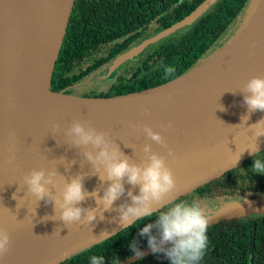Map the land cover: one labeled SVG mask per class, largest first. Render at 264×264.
Masks as SVG:
<instances>
[{"label":"water","instance_id":"water-1","mask_svg":"<svg viewBox=\"0 0 264 264\" xmlns=\"http://www.w3.org/2000/svg\"><path fill=\"white\" fill-rule=\"evenodd\" d=\"M75 1L0 0V228L10 231L64 223L60 220L59 205L55 211L53 202L38 201L27 192L24 176L33 168H57L65 178L82 173L85 189L91 192L99 188L103 195L107 182L102 184L98 174L92 175L95 169L83 157V149L72 146L67 135V129L76 119L107 132L135 162L145 159L142 151L145 143L166 157L176 186L166 194L159 209L196 192L264 152V136H261L256 140L259 151L252 154L255 138L248 128L264 118V112L255 111L241 123V117L248 115V111L243 102L244 94L240 92L249 78L264 76V37L247 42L240 52L234 53L236 46L246 40L242 33L256 0L252 2L243 28L229 42L230 45L237 42L232 50H224V46L168 82L118 95L79 93L73 87L61 91L51 88L52 74ZM218 1L204 0L172 26L134 45L110 63V73L137 59L148 46L193 25ZM49 50L53 51L49 91L43 93L38 91V77ZM218 51H222L221 54L214 55ZM57 124L59 127H54ZM131 124H146L160 132L167 147L154 143ZM61 156L66 160L59 158ZM72 160L76 163L66 170ZM59 173L57 196L64 185V177ZM130 188L134 194H139L138 186L133 188L125 182L126 192L114 203V209L124 202L131 203L127 196ZM81 206L98 207L94 198L86 199ZM263 209L264 197L234 201L209 215L208 225ZM101 211L98 207L96 220L84 224L103 226L105 232L86 238L45 264H59L129 225L120 223L115 210L103 212V219H100ZM64 236L51 238L46 244L41 236L36 243L18 247L24 248L20 252L10 248L7 255L16 253L17 257L6 258L0 264H32L52 254Z\"/></svg>","mask_w":264,"mask_h":264},{"label":"trees","instance_id":"trees-1","mask_svg":"<svg viewBox=\"0 0 264 264\" xmlns=\"http://www.w3.org/2000/svg\"><path fill=\"white\" fill-rule=\"evenodd\" d=\"M203 1L76 0L52 74L51 88L61 91L74 87L134 45L172 26ZM252 2L219 0L193 25L148 46L137 59L122 65L113 73L114 79L109 86L92 87L88 94L134 92L182 75L225 44L241 16L244 26ZM169 68L171 72L167 71ZM254 159L264 161V152L177 201H199L211 215V207L226 201L264 197V174L253 173L249 168ZM155 219L153 213L129 224L59 264H90L92 255H103L104 264H171L162 252L154 254L150 251L137 257L139 254L133 251V244L139 253L151 250L147 236L139 233L144 224L154 223ZM206 234L208 242L201 264H264V214L239 215L210 224Z\"/></svg>","mask_w":264,"mask_h":264},{"label":"clouds","instance_id":"clouds-1","mask_svg":"<svg viewBox=\"0 0 264 264\" xmlns=\"http://www.w3.org/2000/svg\"><path fill=\"white\" fill-rule=\"evenodd\" d=\"M255 43H253V47ZM171 72L172 69L167 70ZM243 102L247 106L248 115L241 117V123L250 118L255 111L264 112V76H252L243 85ZM147 115V110H144ZM134 129L142 130L144 135L156 144L167 147L162 134L154 131L146 124L130 125ZM171 126V125H169ZM59 127V125H54ZM255 138V149L252 154L259 151L256 144L257 138L264 136V118L248 126ZM67 135L71 138L72 146L82 148V155L87 162L95 169L103 187L89 192L84 187V174L77 173L71 178H65L57 168H33L24 176V184L27 192L35 196L37 200L53 202L55 211L57 205L60 209V220L65 225L72 223L90 224L97 218V208H102L100 219H103V212L117 211L120 223L123 226L136 223L144 217L156 214L154 223H146L140 228V235L147 236L148 245L154 254L164 253L171 264H201L207 248V227L209 215L199 201H177L171 203L165 210L160 211L162 202L167 193L176 186V180L171 168L166 162V157L152 150V145L145 143L142 151L145 159L135 162L126 155L109 134L103 130H97L87 122L79 119L73 120L67 129ZM169 155H172L169 149ZM63 160L66 157L61 156ZM76 161H70V169ZM253 173L264 174V161L254 159L249 166ZM64 177L63 189L60 195L55 193L57 175ZM125 182L133 188L139 187V194H134L132 189L127 190V196L131 203L124 202L117 208L114 203L126 192ZM54 190V191H53ZM16 194L13 198L16 199ZM88 198H94L97 208L82 207V202ZM155 229V234L153 230ZM11 247L9 233L0 228V257L5 256ZM133 251L137 254L139 249L133 244ZM90 264H104L103 255H92Z\"/></svg>","mask_w":264,"mask_h":264},{"label":"bare ground","instance_id":"bare-ground-1","mask_svg":"<svg viewBox=\"0 0 264 264\" xmlns=\"http://www.w3.org/2000/svg\"><path fill=\"white\" fill-rule=\"evenodd\" d=\"M245 35L246 40L237 45L234 53H238L241 47L249 41L256 38L264 37V0H256L251 16L247 22V25L242 33ZM52 50L48 51V56L45 57L40 74L38 77V91L47 93L49 91V77L52 66ZM106 231L103 226H88L84 223L74 224H52L41 225L34 227H27L21 229H14L7 231L11 238V247L17 249L27 243H36L38 238L43 236L44 244L48 243L51 238L64 236L60 243L53 250L52 254H49L45 258L37 259L32 264H45L59 258L67 250L75 246L77 243L85 240L88 237L94 236ZM16 253L11 255H5L0 257V262L6 258L15 259Z\"/></svg>","mask_w":264,"mask_h":264},{"label":"rangeland","instance_id":"rangeland-1","mask_svg":"<svg viewBox=\"0 0 264 264\" xmlns=\"http://www.w3.org/2000/svg\"><path fill=\"white\" fill-rule=\"evenodd\" d=\"M241 17H240V21L237 22V24L234 27H232L231 31L229 32V34L227 36V40L228 41L225 44H223L219 49H221L222 47L226 46V47L223 48L224 50H232L236 46V44H237L236 40L233 41L231 43V45L229 44V42L233 38H235L239 34L240 30L243 28V26H242L243 25V23H242L243 18H241ZM221 52L222 51H218L214 55L219 56L221 54ZM110 68H111V64H108V65L104 66L103 68H101L100 70H98L96 73H94L92 76H90L87 79H85V80L79 82L78 84H76L73 87V90H75L76 92H79V93H88L90 91V88H92V87H96L97 86L100 89L106 88L107 86L110 85V83L114 79V74L113 73H110ZM230 203H231L230 201H226V202H224L222 204H219V205H216L214 207H211L210 208L211 214L218 213L223 206L230 205ZM249 212L250 213H246V215H250V214L251 215L252 214L253 215L254 214H260V215H262V214H264V209L263 210H254V211H249ZM22 249H24V248L23 247L18 248L16 250H14V252L15 251L20 252ZM12 252H13V250H12Z\"/></svg>","mask_w":264,"mask_h":264}]
</instances>
